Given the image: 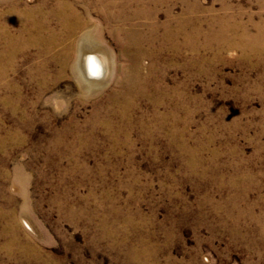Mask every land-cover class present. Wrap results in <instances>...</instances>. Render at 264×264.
I'll return each mask as SVG.
<instances>
[{"label": "rangeland", "instance_id": "1", "mask_svg": "<svg viewBox=\"0 0 264 264\" xmlns=\"http://www.w3.org/2000/svg\"><path fill=\"white\" fill-rule=\"evenodd\" d=\"M0 264H264V0H0Z\"/></svg>", "mask_w": 264, "mask_h": 264}, {"label": "bare ground", "instance_id": "2", "mask_svg": "<svg viewBox=\"0 0 264 264\" xmlns=\"http://www.w3.org/2000/svg\"><path fill=\"white\" fill-rule=\"evenodd\" d=\"M60 8V7H59ZM67 8V7H66ZM69 9V8H68ZM29 11V10H28ZM58 11V10H57ZM58 13H61V11L60 12H58ZM28 14H29V12H28ZM27 14V15H28ZM33 13H31V15H32ZM76 13H73V14H71V16L73 15V16H75L76 18L75 19H77V16L75 15ZM63 15V14H62ZM28 16H30V15H28ZM27 16V17H28ZM35 16V15H34ZM68 16V15H67ZM22 17V16H21ZM64 17H66V16H64ZM25 18V17H24ZM30 18V17H29ZM28 18V19H29ZM34 18V17H33ZM63 18V17H62ZM27 18H26V21L28 20ZM66 19H67V17H66ZM74 18H73V21L75 20ZM21 20H22V18H21ZM31 20V19H30ZM62 20H64V18L62 19ZM78 20V19H77ZM81 20V19H80ZM70 21V20H69ZM36 22V21H35ZM66 22V21H65ZM64 22V23H65ZM25 23V22H24ZM28 23V22H27ZM34 23V22H33ZM62 23V22H61ZM69 23V25H67V31H68V33H69V35L70 36H75L76 35V33H77V31H78V29L80 28V25H79V23L78 24H76V25H74V26H72V25H70V22H68ZM73 23V22H72ZM71 23V24H72ZM35 24V23H34ZM38 24V23H37ZM74 24V23H73ZM80 24H82V23H80ZM31 25H32V23H31ZM33 26V25H32ZM31 26V27H32ZM39 26V25H38ZM25 27V26H24ZM261 27V26H260ZM30 28V27H29ZM44 28V27H43ZM42 28V29H43ZM28 29V28H27ZM33 29V28H32ZM38 29V28H37ZM48 29H49V27H48ZM34 30V29H33ZM46 30V29H45ZM81 30V29H80ZM31 31V30H30ZM37 31V30H36ZM41 30H39V32H40ZM44 31V30H43ZM53 31V30H52ZM61 31V30H60ZM25 32V31H24ZM45 33V32H44ZM47 33V32H46ZM52 33V32H51ZM58 33V32H57ZM74 33V34H73ZM241 33V32H240ZM27 34V33H26ZM34 34H35V32H34ZM40 34V33H39ZM30 35V34H29ZM43 35V34H42ZM50 35V34H49ZM61 36H62V34H60ZM33 36V35H32ZM35 36H37V35H35ZM39 36V35H38ZM50 36H53V35H50ZM235 36V35H234ZM42 37V36H41ZM43 37H44V35H43ZM31 38V37H30ZM33 38V37H32ZM37 38V37H36ZM38 38H40V37H38ZM54 38V37H53ZM70 38V37H69ZM56 39V38H55ZM55 39H53L54 41H50L49 39H47V41L49 42L48 43V46H49V48L50 49H52L53 48V46L55 45V42L57 43V41H55ZM71 39V38H70ZM246 39V38H245ZM16 40V39H15ZM31 40V39H30ZM38 40V39H37ZM27 41H28V39H27ZM35 41V40H34ZM63 41V40H62ZM70 41V40H69ZM237 41V40H236ZM14 42V41H13ZM39 42V41H38ZM16 43V42H15ZM29 43V42H28ZM36 43V42H35ZM40 43V42H39ZM60 43H61V41H60ZM68 43V42H67ZM31 45H33V43H30ZM43 44V43H42ZM63 44V43H62ZM69 44V43H68ZM71 44V43H70ZM254 44V43H253ZM60 45V44H59ZM8 46V45H7ZM46 46V45H45ZM57 46V45H56ZM64 46V45H63ZM47 47V46H46ZM62 47V46H61ZM65 47V46H64ZM73 47V46H72ZM247 48V47H246ZM256 49V48H255ZM49 50V49H48ZM73 50V49H72ZM71 50V51H72ZM52 51V50H51ZM71 55V54H70ZM97 56V55H96ZM96 56H89V62H88V68H89V71H91V74H92V76H98L99 74H100V72L102 71V68H103V66H102V64H101V62H100V60H99V58H97ZM69 58V57H68ZM64 63V62H63ZM101 75V74H100Z\"/></svg>", "mask_w": 264, "mask_h": 264}]
</instances>
